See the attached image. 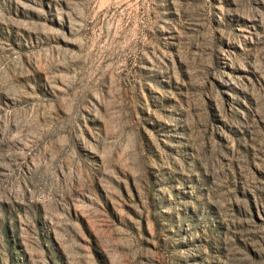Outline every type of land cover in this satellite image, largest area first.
I'll return each instance as SVG.
<instances>
[{"label":"rangeland","instance_id":"rangeland-1","mask_svg":"<svg viewBox=\"0 0 264 264\" xmlns=\"http://www.w3.org/2000/svg\"><path fill=\"white\" fill-rule=\"evenodd\" d=\"M0 264H264V0H0Z\"/></svg>","mask_w":264,"mask_h":264}]
</instances>
